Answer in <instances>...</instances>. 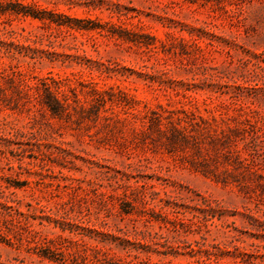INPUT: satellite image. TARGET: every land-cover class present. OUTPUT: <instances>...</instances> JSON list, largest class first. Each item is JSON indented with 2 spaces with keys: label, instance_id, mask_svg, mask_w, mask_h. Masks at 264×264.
Returning <instances> with one entry per match:
<instances>
[{
  "label": "rangeland",
  "instance_id": "obj_1",
  "mask_svg": "<svg viewBox=\"0 0 264 264\" xmlns=\"http://www.w3.org/2000/svg\"><path fill=\"white\" fill-rule=\"evenodd\" d=\"M0 264H264V0H0Z\"/></svg>",
  "mask_w": 264,
  "mask_h": 264
}]
</instances>
